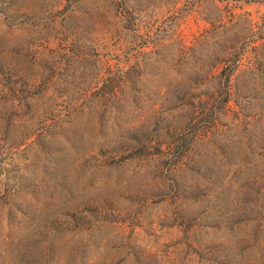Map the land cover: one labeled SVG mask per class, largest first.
Returning <instances> with one entry per match:
<instances>
[{
	"label": "rangeland",
	"instance_id": "374dc122",
	"mask_svg": "<svg viewBox=\"0 0 264 264\" xmlns=\"http://www.w3.org/2000/svg\"><path fill=\"white\" fill-rule=\"evenodd\" d=\"M0 264H264V0H0Z\"/></svg>",
	"mask_w": 264,
	"mask_h": 264
}]
</instances>
